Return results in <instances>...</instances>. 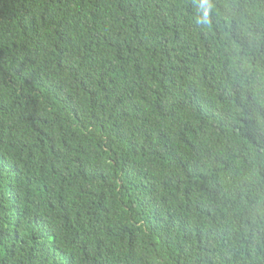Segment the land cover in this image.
<instances>
[{
  "label": "trees",
  "instance_id": "16d2710c",
  "mask_svg": "<svg viewBox=\"0 0 264 264\" xmlns=\"http://www.w3.org/2000/svg\"><path fill=\"white\" fill-rule=\"evenodd\" d=\"M0 264H264V0H0Z\"/></svg>",
  "mask_w": 264,
  "mask_h": 264
}]
</instances>
